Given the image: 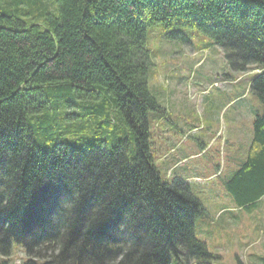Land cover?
I'll return each instance as SVG.
<instances>
[{
    "label": "trees",
    "instance_id": "obj_1",
    "mask_svg": "<svg viewBox=\"0 0 264 264\" xmlns=\"http://www.w3.org/2000/svg\"><path fill=\"white\" fill-rule=\"evenodd\" d=\"M156 23L211 36L235 71L264 63V0H0V254L19 246L23 264L214 257L196 234L201 198L182 178L163 181L151 151L146 34ZM74 88L82 99L64 116L95 130L79 146L42 148L29 117L48 121L49 91ZM250 88L264 104V71ZM226 185L243 207L264 197V111Z\"/></svg>",
    "mask_w": 264,
    "mask_h": 264
},
{
    "label": "rangeland",
    "instance_id": "obj_2",
    "mask_svg": "<svg viewBox=\"0 0 264 264\" xmlns=\"http://www.w3.org/2000/svg\"><path fill=\"white\" fill-rule=\"evenodd\" d=\"M175 30L181 33L174 36L162 23L147 28V82L158 102L148 113V123L163 181L184 179L205 208L196 219V234L214 257L192 264H264V197L243 207L226 185L248 152L256 116L264 111L262 99L250 88L264 63L235 71L211 36L190 27ZM72 93L49 91L46 111L53 117H29L42 148L53 149L58 142L79 146L95 130L83 134L87 128L82 118L64 116L72 113L70 104L82 99L75 88ZM120 139L130 140L132 157L136 149L127 129L120 131ZM27 259L19 246L7 256L0 254V264H23Z\"/></svg>",
    "mask_w": 264,
    "mask_h": 264
},
{
    "label": "crops",
    "instance_id": "obj_3",
    "mask_svg": "<svg viewBox=\"0 0 264 264\" xmlns=\"http://www.w3.org/2000/svg\"><path fill=\"white\" fill-rule=\"evenodd\" d=\"M225 211H226V210H224V209L220 210V212H222V214H224V213H225Z\"/></svg>",
    "mask_w": 264,
    "mask_h": 264
}]
</instances>
